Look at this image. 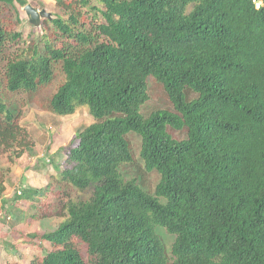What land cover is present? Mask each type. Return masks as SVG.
I'll use <instances>...</instances> for the list:
<instances>
[{
    "label": "trees",
    "instance_id": "16d2710c",
    "mask_svg": "<svg viewBox=\"0 0 264 264\" xmlns=\"http://www.w3.org/2000/svg\"><path fill=\"white\" fill-rule=\"evenodd\" d=\"M54 1L63 13L34 37L0 19V150L29 137L3 93L37 92L58 70L52 111L94 121L45 187L16 192L38 206L55 181L78 191L55 230L30 234L49 248L27 264H168L159 227L172 264H264V0ZM150 77L173 110L143 114ZM131 133L160 175L153 193L124 175Z\"/></svg>",
    "mask_w": 264,
    "mask_h": 264
},
{
    "label": "rangeland",
    "instance_id": "374dc122",
    "mask_svg": "<svg viewBox=\"0 0 264 264\" xmlns=\"http://www.w3.org/2000/svg\"><path fill=\"white\" fill-rule=\"evenodd\" d=\"M38 10H46L54 15L62 14L54 0H26ZM0 19L10 29L23 31L25 34L33 32L35 26L24 6H15L0 2ZM46 19L42 18L47 29ZM33 37L35 33L33 32ZM64 80V74L58 70L54 80L37 92L27 94L3 93L5 101L20 114L19 123L28 132L25 147L20 145L0 150V183L5 185V192L0 200V264H27L34 257L41 258L49 243L30 234L42 235L55 230L66 218L65 202L68 197H77L78 191L71 185L54 182L55 192L59 196H52L50 200L35 206L27 199H17L16 192L22 187H45L52 179L53 163L63 162L67 151L78 143L77 134L84 127L90 125L94 119L86 107L79 108L75 113L67 116L56 115L50 106V101ZM149 99L143 106V114L148 116L160 109L173 110L164 86L154 77L148 79ZM190 99L197 94L188 92ZM178 139L186 137L185 131L171 130ZM134 154L131 164L123 167L127 179L137 178L138 183L150 193L155 191L160 175L157 171H147L140 157L142 139L136 133L128 136ZM63 157V158H62ZM160 234L169 257L168 264H172V246L175 236L165 228L159 227Z\"/></svg>",
    "mask_w": 264,
    "mask_h": 264
},
{
    "label": "water",
    "instance_id": "95a60500",
    "mask_svg": "<svg viewBox=\"0 0 264 264\" xmlns=\"http://www.w3.org/2000/svg\"><path fill=\"white\" fill-rule=\"evenodd\" d=\"M24 10L27 15L30 17V22L34 26H40L42 18H52V13L47 12L46 10H38L32 4H26Z\"/></svg>",
    "mask_w": 264,
    "mask_h": 264
}]
</instances>
